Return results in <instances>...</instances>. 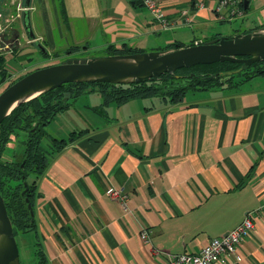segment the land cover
I'll return each instance as SVG.
<instances>
[{
	"label": "crops",
	"instance_id": "crops-1",
	"mask_svg": "<svg viewBox=\"0 0 264 264\" xmlns=\"http://www.w3.org/2000/svg\"><path fill=\"white\" fill-rule=\"evenodd\" d=\"M141 1L63 0L65 24L51 0L55 18L81 47L98 36L105 49L164 51L264 26V0H244L247 12L233 21L214 13L219 0H158L176 21L169 29ZM93 92L58 114L60 127L71 130L58 140L76 136L39 181L37 227L18 237L21 261L32 264L41 249L50 264H165L168 253L196 254L260 210L241 243L243 261L232 264H264V75L234 88L190 89L174 103L142 97L102 109L103 96ZM24 151L15 140L5 159L20 162ZM110 188L126 201L111 199Z\"/></svg>",
	"mask_w": 264,
	"mask_h": 264
},
{
	"label": "trees",
	"instance_id": "trees-1",
	"mask_svg": "<svg viewBox=\"0 0 264 264\" xmlns=\"http://www.w3.org/2000/svg\"><path fill=\"white\" fill-rule=\"evenodd\" d=\"M143 5V0L141 3ZM59 12L61 19L67 23V13L63 0H58ZM245 8V5H244ZM245 13L247 9H244ZM44 46V45H43ZM182 48V45L175 44L171 49ZM46 49L47 47L44 46ZM87 48V47H83ZM79 46L70 47L68 50H82ZM39 53L45 57L52 56L51 53L44 52L39 49ZM143 51H136L130 48H115L110 46L107 49L108 55L132 54ZM18 55V54H17ZM6 60L0 59V86L7 83L11 75L7 72ZM241 67L240 64L224 62L212 65H199L190 69H181L174 75L165 74L158 81L151 79L141 84L134 85H112V84H65L50 93L40 96L30 102L17 107L10 116L6 118L0 129V191L3 195L8 213L13 223L14 231L18 237L22 234L35 231L37 224L32 221L31 213L26 203V199H30V203L34 204L35 198L38 196V186L40 179L46 173L55 157L56 152H60L62 148L70 141L74 140L76 134H73L70 140H58L50 136L47 127L55 120L57 115L63 112L69 105L70 101L80 97L86 92L98 91L104 99L105 105L110 103H123L125 101L142 98V97H160L169 103L179 102L184 99L186 92L190 89L207 90L213 87H222L225 84L237 81V87L241 84L252 80L256 76L264 75V61L254 64L248 70L230 77H217L211 79L213 75L222 72L236 70ZM32 72V71H31ZM21 76L19 79L28 75ZM179 76V77H177ZM17 80L12 81L10 85ZM8 86V87H9ZM68 97L67 103L64 99ZM39 123L37 132H33ZM24 132L28 135V139L24 146L25 151L22 161L9 162L4 159L8 153V146L13 142V137ZM49 141V146L44 144L45 140ZM24 167H22V164ZM25 178V179H24ZM28 182L29 190L25 191L24 183ZM34 210V209H33ZM22 264H24L22 262ZM32 264H50L46 254L38 249L36 259Z\"/></svg>",
	"mask_w": 264,
	"mask_h": 264
},
{
	"label": "water",
	"instance_id": "water-1",
	"mask_svg": "<svg viewBox=\"0 0 264 264\" xmlns=\"http://www.w3.org/2000/svg\"><path fill=\"white\" fill-rule=\"evenodd\" d=\"M25 8L24 28L26 33L36 47L47 52L42 43L38 41L33 29L31 20L32 0H26ZM246 8L247 2L245 1ZM263 61L264 26L249 33L220 37L203 44L178 49L68 60L33 71L7 87L0 94V129L6 118L17 107L61 88L65 84L138 85L151 79L158 81L165 74L174 75L181 69H190L199 65L224 62L241 65L239 69L210 77L215 79L242 73L254 64ZM67 101L68 98L66 97L64 103ZM38 128L39 123L33 132H37ZM24 186L23 195L29 190L28 182H25ZM26 203L32 221H34V210L29 198L26 199ZM0 264H22L18 240L1 191Z\"/></svg>",
	"mask_w": 264,
	"mask_h": 264
},
{
	"label": "built area",
	"instance_id": "built-area-1",
	"mask_svg": "<svg viewBox=\"0 0 264 264\" xmlns=\"http://www.w3.org/2000/svg\"><path fill=\"white\" fill-rule=\"evenodd\" d=\"M26 0H0V59L13 58L18 50L26 44H34L24 28V12ZM244 0H219L214 8V13L220 21H233L245 15ZM143 5L149 10L154 19L164 29L176 26V21L170 20L158 0H143ZM199 7H203L200 3ZM33 6L31 8V11ZM183 16L188 24L192 19L188 12ZM14 24H20L22 31L17 34ZM40 41L39 38H37ZM41 42V41H40ZM198 44V43H197ZM108 196L117 201L125 202L127 197L121 191L110 188ZM260 210H253L245 215L244 220L234 230L226 235L212 239L196 254H167L165 264H232L241 263L243 257L240 253L241 243L246 240L256 229V220ZM149 232L144 231L141 237L149 242Z\"/></svg>",
	"mask_w": 264,
	"mask_h": 264
},
{
	"label": "rangeland",
	"instance_id": "rangeland-1",
	"mask_svg": "<svg viewBox=\"0 0 264 264\" xmlns=\"http://www.w3.org/2000/svg\"><path fill=\"white\" fill-rule=\"evenodd\" d=\"M34 5L37 9L36 12H33V16L35 17L33 22L35 34L38 36L43 34L46 42L43 44V41H41V43L47 47L46 49L52 54V56L45 57L39 53L38 47L36 48L34 44L31 43L28 45L24 42L23 46H21L18 50V55L13 58L6 59L5 68L11 77L8 79L7 83L0 87V94L12 81L19 79L28 72L60 64L68 60L108 56L107 49L102 47L103 42L98 36H96L95 39L90 38L91 41L84 43L83 46H88L90 49H85L83 46H79L83 49L68 50L70 47L78 46V36L71 34L65 27L59 24L58 17L55 18L54 16L56 13L53 9L54 7L51 0H32V6ZM50 24L54 26V28H52L53 26L51 27V29H53L52 31L49 28ZM236 24V22L233 24L234 29L238 27ZM14 29L17 31V34L22 31L20 24H14ZM240 80L241 79L237 78L233 80V82L228 83L227 86L229 88L237 87L238 84L235 83H237V81L240 82ZM94 97H96L94 92L83 94L78 98V105L86 103L87 100L90 101ZM59 117L58 121L54 120V122L47 127V132L55 139L68 136V132L71 131L64 130L60 127L62 121L61 119L64 118H61V115ZM61 129L62 132L60 131ZM27 139L28 135L24 132H21L19 135H15L13 137V141L17 140L21 144L25 143ZM49 141V139L45 140L44 144H47Z\"/></svg>",
	"mask_w": 264,
	"mask_h": 264
},
{
	"label": "flooded vegetation",
	"instance_id": "flooded-vegetation-1",
	"mask_svg": "<svg viewBox=\"0 0 264 264\" xmlns=\"http://www.w3.org/2000/svg\"><path fill=\"white\" fill-rule=\"evenodd\" d=\"M68 98V97H67Z\"/></svg>",
	"mask_w": 264,
	"mask_h": 264
}]
</instances>
